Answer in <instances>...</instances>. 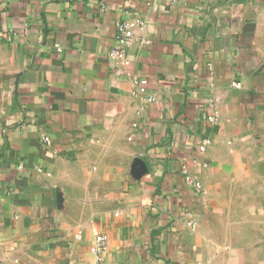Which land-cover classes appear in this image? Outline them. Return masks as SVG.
<instances>
[{
    "label": "crops",
    "instance_id": "obj_1",
    "mask_svg": "<svg viewBox=\"0 0 264 264\" xmlns=\"http://www.w3.org/2000/svg\"><path fill=\"white\" fill-rule=\"evenodd\" d=\"M96 234L103 264H264V0H0V264Z\"/></svg>",
    "mask_w": 264,
    "mask_h": 264
},
{
    "label": "built area",
    "instance_id": "obj_2",
    "mask_svg": "<svg viewBox=\"0 0 264 264\" xmlns=\"http://www.w3.org/2000/svg\"><path fill=\"white\" fill-rule=\"evenodd\" d=\"M148 1V0H146ZM144 26V21L140 16H136L132 23L126 22V21H119L115 24V35L113 38V43L108 51V58L116 63L119 64L121 67L128 66V58L127 54L132 46V43L134 41V33H133V27H137L138 29L142 30ZM55 49L57 51H61L60 45H55ZM114 68L113 72L115 76H121L123 74V71L120 69V67ZM146 84L147 81L145 79H135L133 78V85L135 88V93L139 95H143L146 91ZM234 86L237 88L240 86L239 83H235ZM149 102H152V98H147ZM216 102V100L213 101V103ZM218 111L213 110L212 114L208 118V122L210 124H215L218 120ZM43 143L45 145H49L50 141L49 138H43ZM205 143L203 142L199 147L198 150L200 153L205 152ZM207 164L203 163V167H206ZM18 169L21 170L22 166L19 165ZM181 173L185 177L186 183L189 184L192 188L195 190H200L201 185L198 182H195L188 174V170L186 166H182ZM189 226L191 229H194L195 226L192 222L189 223ZM107 244L106 237L102 234H96L94 243L90 247V253L94 258L93 264H103L102 255L105 251Z\"/></svg>",
    "mask_w": 264,
    "mask_h": 264
}]
</instances>
